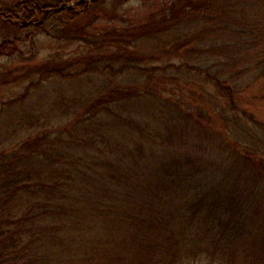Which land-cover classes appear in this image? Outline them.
I'll return each instance as SVG.
<instances>
[{
    "label": "trees",
    "instance_id": "trees-1",
    "mask_svg": "<svg viewBox=\"0 0 264 264\" xmlns=\"http://www.w3.org/2000/svg\"><path fill=\"white\" fill-rule=\"evenodd\" d=\"M110 1L130 0H0L14 36L0 56L50 21L84 31ZM118 22L116 42H95L117 52L63 77L96 75L97 89L6 121L62 77L53 60L0 110V264H264V118L250 110L264 102V0H173Z\"/></svg>",
    "mask_w": 264,
    "mask_h": 264
},
{
    "label": "rangeland",
    "instance_id": "rangeland-1",
    "mask_svg": "<svg viewBox=\"0 0 264 264\" xmlns=\"http://www.w3.org/2000/svg\"><path fill=\"white\" fill-rule=\"evenodd\" d=\"M7 1L12 3L14 0ZM85 1L89 2L91 0ZM170 1L173 0H130L125 5L115 4L110 1L102 9L100 8V11H96L95 14L98 18L94 22L92 21L93 24L87 29L84 30L82 28L84 31L74 27L66 32L68 34H61V29H53L55 28L53 21H50L48 23L49 27L46 25L43 31H39L38 28H31L19 33L17 50L12 51L11 55L0 56V110L4 104L19 100L31 83L36 84L38 82L40 76L35 74V72L43 68L47 62H53L54 60L60 66L62 77L45 79L40 88L36 90L37 92L33 93L32 98H29L28 102L27 100L23 101L20 107H15L12 111L9 110L10 112L6 111L4 119L6 121L17 119L23 115L24 110L33 113L39 111L38 114L41 115L45 107H50L54 103L57 105L58 101L60 102L59 104H65L73 96L75 98L76 95H80L83 92L97 89L98 86H101V83L96 75L84 72V75L76 77L77 80L74 78L63 79V77L67 74L79 75L82 73L88 60L106 58L117 52L115 43L113 45L106 44V47L100 48L99 42H95L103 37H107L108 41L111 38L116 42V36L112 33V29L114 26L123 25L118 22L119 20H126L131 26L144 24L145 21L150 19V11L154 9L157 11L169 4ZM68 6L72 8L73 4ZM154 18L151 19L153 20ZM166 25L165 23L163 27L165 28ZM7 26L9 25H5L0 21V42L3 39H13L12 37H14ZM48 31L51 33H47ZM73 34L75 37H70ZM145 48L146 46L143 47L139 43L136 46H126V50L121 49L125 51V54L134 58L133 52H136L134 50L147 51L148 49ZM128 49L131 51H128ZM156 51H159V49ZM85 56L89 58L87 59ZM170 61L178 62L180 60L176 57V59L173 58ZM55 63L53 65H56ZM162 63L163 60L161 61ZM142 64L152 65L150 62L145 63L144 61ZM158 64H160V61L153 65ZM261 104V106H253L250 110L263 119L264 102ZM258 108H260V112H258ZM45 117L48 118L46 115Z\"/></svg>",
    "mask_w": 264,
    "mask_h": 264
}]
</instances>
